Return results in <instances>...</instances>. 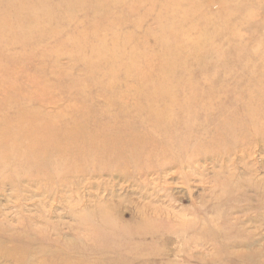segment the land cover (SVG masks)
<instances>
[{
    "label": "rangeland",
    "instance_id": "rangeland-1",
    "mask_svg": "<svg viewBox=\"0 0 264 264\" xmlns=\"http://www.w3.org/2000/svg\"><path fill=\"white\" fill-rule=\"evenodd\" d=\"M8 134L0 264H264V0H0Z\"/></svg>",
    "mask_w": 264,
    "mask_h": 264
},
{
    "label": "bare ground",
    "instance_id": "bare-ground-1",
    "mask_svg": "<svg viewBox=\"0 0 264 264\" xmlns=\"http://www.w3.org/2000/svg\"><path fill=\"white\" fill-rule=\"evenodd\" d=\"M180 77V76H178ZM195 86V85H194ZM193 88H196L193 87ZM182 91V88H180V86L177 85H173V84H166L164 88H162L160 90V92H158L157 94H155L151 100L144 106L141 108V110L139 111L138 115H137V119H138V123H136V119L134 121V127L139 128L141 126L149 128V126H154L156 128H172L173 126L176 125H183L185 128L187 127L185 120L186 118H188V116H186L183 121H180L179 119L177 120V116H178V111H179V106L181 104V102H179V97H180V93ZM193 101H196V96L194 95V98L192 99ZM204 102V101H202ZM185 105L188 102H183ZM201 105H203L202 107L206 106L204 105V103H201ZM244 108H246V114H244V116H248L249 118H253V110L251 107H249L248 105H245ZM187 112H185L183 110V116L186 115ZM229 114H234L235 118H236V113L234 112H229ZM243 116V117H244ZM152 124V125H151ZM93 125V124H92ZM91 125V126H92ZM182 126V127H183ZM87 127V128H86ZM92 128H96V125L92 126ZM92 128H90L88 126V124H85V126H81V128L79 130H77V135L72 137V139H66V138H62V141L64 143L67 144V146H62V148L64 150H72L75 149V145H73V142L75 139H80L81 136H84L83 133L85 132H92ZM107 128H104V130H106ZM130 130V129H129ZM10 132V131H9ZM104 136L107 138V134L104 133ZM129 134L124 133L121 137L125 138L128 137ZM1 139V138H0ZM92 138H87L84 136V139L82 141H85L87 143V145H85V148H82L83 150H90V151H95L98 154H102L103 151H118L117 149H120L121 145L119 146H115L112 148H109L110 146H112L109 143H107L105 146H95L93 144V142H91ZM114 139V138H113ZM15 138L14 136H12V134H8V136L4 138H2L0 140V142H2L3 145H5V143H10L11 141H14ZM52 140V139H51ZM81 140V139H80ZM140 139L135 138V136L132 139V143L136 146H139L138 143ZM57 145V141H55V143ZM55 148H59V147H55ZM101 151V152H100ZM140 231H143V229H139Z\"/></svg>",
    "mask_w": 264,
    "mask_h": 264
}]
</instances>
